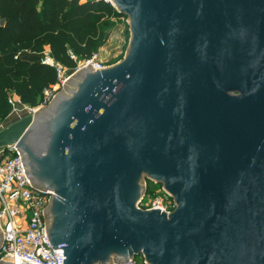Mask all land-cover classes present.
I'll return each mask as SVG.
<instances>
[{
  "label": "water",
  "instance_id": "obj_1",
  "mask_svg": "<svg viewBox=\"0 0 264 264\" xmlns=\"http://www.w3.org/2000/svg\"><path fill=\"white\" fill-rule=\"evenodd\" d=\"M111 1L129 20L126 57L68 72L0 132L54 193L53 249L64 264H264V0ZM147 182L173 212L139 208Z\"/></svg>",
  "mask_w": 264,
  "mask_h": 264
},
{
  "label": "trees",
  "instance_id": "obj_2",
  "mask_svg": "<svg viewBox=\"0 0 264 264\" xmlns=\"http://www.w3.org/2000/svg\"><path fill=\"white\" fill-rule=\"evenodd\" d=\"M122 17L105 2L0 0V122L11 115L15 96L31 109L44 104L45 91L59 83L58 68L74 71L96 55L112 35L113 20ZM46 57L53 64H44ZM155 189L147 182V194Z\"/></svg>",
  "mask_w": 264,
  "mask_h": 264
},
{
  "label": "built area",
  "instance_id": "obj_3",
  "mask_svg": "<svg viewBox=\"0 0 264 264\" xmlns=\"http://www.w3.org/2000/svg\"><path fill=\"white\" fill-rule=\"evenodd\" d=\"M86 1L105 2L114 7L111 0ZM71 57L76 60L73 54ZM43 63L53 64L49 57L44 58ZM89 66L95 70L106 68L99 62L98 56L94 55L79 62L72 72L75 74ZM58 69L59 83L51 90H46L44 104L32 110L36 111L49 105L53 96L68 83L69 76L72 75L61 68ZM10 103L16 109L17 104L21 102L11 99ZM0 157V228L4 237L3 245L0 246V263L8 257H16L31 264H64V250H54L46 232L47 220L44 212L50 205L54 193L33 187L25 172L21 153L16 146L1 149ZM155 186L154 192L146 193L140 201L139 208L170 214L176 208L174 199L163 185L155 183ZM127 264H147V261L140 256L134 257L133 260L130 258Z\"/></svg>",
  "mask_w": 264,
  "mask_h": 264
},
{
  "label": "rangeland",
  "instance_id": "obj_4",
  "mask_svg": "<svg viewBox=\"0 0 264 264\" xmlns=\"http://www.w3.org/2000/svg\"><path fill=\"white\" fill-rule=\"evenodd\" d=\"M114 24L115 27L113 26L112 28H108V31H112L111 37L107 43L96 52L99 62L104 64L106 67H112L126 57L132 40V32L130 30L129 20L127 17L118 19L117 23ZM76 76L77 75L69 76V81ZM65 87L66 84L62 86V88L53 96L51 102L55 97L64 91ZM30 114L31 111L29 107L23 105L22 103L17 104L16 109L13 108L11 115L5 121L0 122V132L12 124L27 118ZM143 181L145 180L143 179Z\"/></svg>",
  "mask_w": 264,
  "mask_h": 264
},
{
  "label": "crops",
  "instance_id": "obj_5",
  "mask_svg": "<svg viewBox=\"0 0 264 264\" xmlns=\"http://www.w3.org/2000/svg\"><path fill=\"white\" fill-rule=\"evenodd\" d=\"M83 1H86V0H83ZM113 21H115V22H117L118 21V19H116V20H113ZM15 99H16V101H19V99L15 96ZM18 104H21V103H18ZM0 159H1V157H0Z\"/></svg>",
  "mask_w": 264,
  "mask_h": 264
}]
</instances>
